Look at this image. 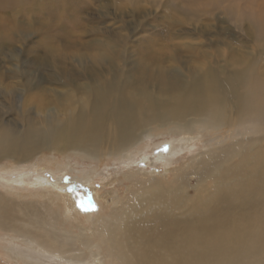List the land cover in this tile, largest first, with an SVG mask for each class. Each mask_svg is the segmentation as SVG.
I'll return each mask as SVG.
<instances>
[{
	"label": "bare ground",
	"instance_id": "obj_1",
	"mask_svg": "<svg viewBox=\"0 0 264 264\" xmlns=\"http://www.w3.org/2000/svg\"><path fill=\"white\" fill-rule=\"evenodd\" d=\"M55 1L52 0L48 7L53 13L57 11L63 20L64 13L60 9L70 14L72 0H62L65 9ZM199 1L207 3L198 12L199 16L210 21L223 14L226 19L223 22L235 21L239 24L237 29L246 33L244 42L248 45L224 43L221 48L212 44L200 48L201 57L193 53V63L187 72L176 67L171 70L160 67L149 75L154 91L148 109H136L131 94L117 93L115 98L127 103L126 109H90L86 115L81 117L79 113L68 124L55 128L38 123L0 128V170L6 163L19 166L9 170L23 171H30L33 164L27 165V162L45 152L63 157L80 155L99 163L122 155L148 136L178 134L183 146H190L189 136L202 133L205 146L198 156L189 157L187 166L180 167V173L174 177L175 185H166V182L172 183V179L154 177L148 184L143 182L142 190L131 192L133 195L130 193L131 198L123 206L110 209L109 214H115L103 216L102 222L95 221L93 240V234L90 237L83 232L84 227L83 233L72 232L61 223L60 215L66 211L62 213L60 204L53 210L54 203L23 202L25 196L0 192V230L14 234L13 237L31 251L53 257L57 260L55 264H65L62 261L96 263V246L107 250V259L112 264H264V8L262 5L253 10L242 8L243 2L249 5L254 0ZM156 3L159 5L162 0ZM135 4L133 12L145 10L138 5L139 1ZM9 5L16 9V15L37 10L35 0H9ZM74 16L69 17L70 21H76ZM66 20L60 21V25L65 26ZM180 22L185 23V20ZM251 31H255L254 35ZM227 33L222 35H229ZM155 42L160 44L158 39ZM166 46L160 44L155 48L154 57H151L155 60L153 63H160L162 54L159 52L166 51ZM101 50L105 54L97 52L96 61H108L105 57L113 50L110 47ZM220 56L224 57L222 67L218 66ZM99 76L100 80L94 81L92 88L97 93L105 87L108 95V73ZM128 80L135 82L137 92L145 90L137 83L136 76L128 73ZM42 82L40 79L37 87ZM110 110L113 112L108 117ZM161 129L164 130L159 133ZM173 146L167 153L169 156L186 148ZM66 171V165L60 164L52 174L60 178ZM1 179L4 180L1 185L9 181ZM29 180L30 185L43 189L54 186L38 173L29 176ZM54 188L58 190V197L63 198L64 188ZM152 190L159 193L149 198L150 204L141 202L144 199L141 194ZM90 215L91 212L87 217ZM190 216L197 221L190 223L187 220ZM152 218L158 220L153 226L149 223ZM33 220L40 225L34 231L21 230L17 226L32 225ZM143 223L151 228L136 234ZM10 249L16 258L28 260L26 264H43L39 258L16 252L13 246Z\"/></svg>",
	"mask_w": 264,
	"mask_h": 264
},
{
	"label": "rangeland",
	"instance_id": "obj_2",
	"mask_svg": "<svg viewBox=\"0 0 264 264\" xmlns=\"http://www.w3.org/2000/svg\"><path fill=\"white\" fill-rule=\"evenodd\" d=\"M46 1L37 0V3L35 0L37 10L32 11L33 13L30 11L31 14L26 11L16 15V9L11 8L9 0H0V128H18L25 124L32 126L34 123L55 128L68 124L79 113L81 117L86 115L90 109H126L127 103H120L115 98L117 93L131 94L136 109H148L149 98L154 91L149 75L156 73L160 67H176L177 70L187 72L193 63V53L200 56L199 50L207 45L220 48L225 46L224 43H231L233 46L248 45L244 42L246 33L237 29L239 24L235 21L223 22L226 20L223 14H218L217 19L210 21H205L203 16L198 15L200 9L207 5L205 1L162 0L158 5L156 2L160 0H72L70 14L60 9L64 13L63 20H60L57 11L53 13L48 7L52 0L47 3ZM58 1L59 6H64L65 9V3ZM136 1L145 10L138 9L133 12V6H137ZM237 5L239 7V3ZM259 5L264 8V0H254L249 5L243 2L242 8L253 10ZM216 14L217 12L214 15ZM70 16L76 17V21H70ZM65 19L66 25L61 26L60 21L64 23ZM184 20L185 23L180 22ZM227 32L229 35H222L228 34ZM254 32L251 31V34L254 35ZM157 39L160 44L167 45L166 51L159 52L162 54L159 65L153 63L155 60L152 61L151 58L154 57L155 48L160 46L155 42ZM104 46L110 47L113 52L108 51L105 57L108 61H96L99 56L97 54L104 53L101 50ZM242 49L249 50L246 47ZM219 58L218 66L222 67L224 57ZM13 64L18 67L15 68ZM194 64H197L196 61ZM101 73H108V95L105 87H101L97 93L92 88L94 81L100 80ZM128 73L136 76L137 83L145 88L143 92L135 90V82L128 80ZM40 79L44 82L37 87ZM23 113L24 116L21 117ZM162 130L164 129L158 132L162 133ZM201 134L189 136L187 141L191 143L190 146H183L184 142L180 141L181 136L178 134L148 136L122 155L99 163L80 155L70 154L63 157L49 152L27 162V165L33 164L30 171L9 170L10 167L19 166L5 163L1 165L4 169L0 170V176L9 181L1 185L4 180L0 178V192L25 196L23 202L33 200L34 203H54L53 210L60 204L63 207L62 213L66 211L60 215L61 223L71 228L72 232H82L84 227L83 232L90 237L93 234V240L95 221L102 222L103 216L115 214L116 212L109 214L110 209L117 205L123 206L131 198V194L133 195L131 192L142 190L141 185L144 183L148 184L154 177L161 180L172 179V183L166 182V185L174 186V177L180 173V167L184 164L187 166L189 157L194 154L198 156L200 149L205 146V138L201 139ZM21 145L22 143L18 147ZM173 145L186 148L169 156L167 153ZM60 164H65L67 171L57 178L52 171ZM41 168L43 169L40 170ZM33 173H38L42 178L46 177L54 186L43 189L30 185L29 176ZM54 187L64 188L65 192L61 193L63 198L58 197L60 195ZM158 193L153 190L146 195L139 193L144 198L141 202L147 201L150 204L149 198ZM90 212V217H87ZM187 220L190 223L197 221L191 216ZM33 221L32 225L17 226L21 230L34 231L40 225H37L36 220ZM157 222L156 218L149 220L152 226ZM176 222L179 223V220ZM150 228L143 223L136 234H142ZM13 236L14 234L0 230V264L28 263L25 258L20 260L13 256L10 249L12 246L18 253L39 258L40 263H57L51 256L31 251L26 244L18 242ZM94 250L97 259L92 264H112L107 259L108 252L104 247L96 246ZM62 263L68 264L65 261Z\"/></svg>",
	"mask_w": 264,
	"mask_h": 264
}]
</instances>
